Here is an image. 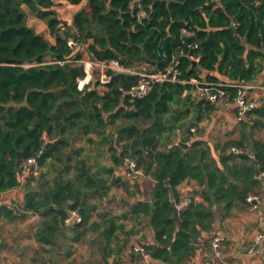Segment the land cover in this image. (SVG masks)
Wrapping results in <instances>:
<instances>
[{"label": "trees", "instance_id": "16d2710c", "mask_svg": "<svg viewBox=\"0 0 264 264\" xmlns=\"http://www.w3.org/2000/svg\"><path fill=\"white\" fill-rule=\"evenodd\" d=\"M55 1L0 0V192L20 185L28 157L37 156L40 166L37 177L20 185L23 203L0 205V216H39L32 261L41 264L66 259L70 243L82 242L98 254L92 264H109L127 231L138 226L153 230L154 243L143 244L151 260L185 264L217 213L242 210L246 197L261 191L250 162L264 175V142L249 133L247 119L239 122L236 138L212 148L199 126L219 106L196 90H221L233 104L235 83H251L262 72L264 0H66L86 1L71 25L61 23ZM25 6L46 23L54 43L28 25ZM139 8L145 15H137ZM82 46L88 59L115 58L127 70L107 69L104 83L96 70L98 76L79 89ZM171 63L179 72L176 81L153 80L145 94L132 95L143 78L139 72H161ZM261 109L247 116H261ZM233 146L244 152H231ZM125 158L142 168L149 184L145 198L136 197L143 193L139 180L129 184L114 176ZM191 181L201 200L188 196L175 219L173 207L184 197L178 186ZM114 187L135 197L121 213L107 204ZM71 210L81 221L69 225Z\"/></svg>", "mask_w": 264, "mask_h": 264}, {"label": "crops", "instance_id": "0c3cea01", "mask_svg": "<svg viewBox=\"0 0 264 264\" xmlns=\"http://www.w3.org/2000/svg\"><path fill=\"white\" fill-rule=\"evenodd\" d=\"M59 4H62L61 6H65L66 8H70L71 16L69 19L67 18L65 22L66 24L71 25L73 14L84 7L86 1H81L78 4H71L66 0H56L53 5L55 11H57V9L54 8L55 5ZM28 20L42 21L36 16L29 14L27 17V21ZM35 30L44 34L51 43H54V37L50 34L47 25H45V29L42 31ZM79 49L82 51L83 56L88 58L84 47L82 46ZM213 74L217 75L215 71ZM220 78L225 81L227 80L221 76ZM251 83L257 86V89L249 92L248 96L258 94L264 99V67L262 72ZM261 110H263V115L260 116L256 112H252L247 121L249 124V133L252 137L264 142V105ZM234 111V103L232 104L230 102L229 105L220 107L213 113L210 121V126L213 128L211 129L210 127L211 132L208 131L203 134L206 139L207 134L212 135V141L208 140L212 148L217 143L230 138L234 139L238 136L240 125L233 119ZM257 119L261 122L260 124H255V120ZM220 131L223 133H220ZM219 134L221 139H218ZM213 155L217 158V153L214 150ZM256 178L262 180L260 193L263 194V201L260 203L258 212H252L247 205L242 210L235 209L232 214L226 217H222L217 213L213 228L210 231L202 232L201 238H199V244L201 243V245L196 250V253L191 260L185 264H204L212 252V247L208 252L205 244L207 242L209 245H212V241L210 242L209 238L212 240L215 236L221 237V254L217 258L216 264H264L259 256L249 254L246 250L251 236L256 231H264V175L261 173L260 177ZM195 188L193 181L184 182L178 186V190L183 196H194L196 200H201V197L193 192L195 191ZM147 195L148 194H146V196ZM146 196L141 193L137 194L136 197L140 199L145 198ZM23 201V190L20 189H13L0 194V205H21ZM30 219L31 216L24 220L19 218L8 220L5 217L0 216V264H41L38 261H32L34 249L38 248V244L33 237L35 231L34 224L36 222L34 221V223H32L30 222ZM140 227L141 226L136 227L132 232L127 231L128 237L125 245L117 254L109 258V264H167L159 260H151L150 257L143 259L133 253L132 248L137 243L141 245L154 243L152 228L150 226H146L144 229ZM11 232L14 233V236L17 238H10ZM123 242L124 241H121V243ZM66 243L68 244L67 241ZM79 244L84 245L85 242L76 245L70 243L71 253L69 256H67L66 259L62 258L63 256H59L58 258L70 260V258L74 256L75 251L79 249ZM95 255L98 257L96 251Z\"/></svg>", "mask_w": 264, "mask_h": 264}, {"label": "built area", "instance_id": "2783aa9c", "mask_svg": "<svg viewBox=\"0 0 264 264\" xmlns=\"http://www.w3.org/2000/svg\"><path fill=\"white\" fill-rule=\"evenodd\" d=\"M138 16L145 15L144 10L138 9L137 10ZM182 34L185 36L191 35V32L187 30L186 28L182 29ZM71 44V41L68 42ZM194 61H197V58H193ZM92 68H95L100 73V81L101 83H104L109 80V77L105 74V71L107 69L114 70L116 72L120 71H126L118 59L112 58L106 61H93V60H85L84 61V76L78 79L77 87L81 89L84 84L88 83L90 79L92 78ZM178 70L174 66L173 63H171L168 67H166L161 72H155V73H149V72H139L143 78L141 79L138 86H136L133 91L131 92L132 95L142 96L147 92V90L150 87V81H176ZM192 83L198 84L199 82L195 79L191 80ZM205 83V82H204ZM235 86L239 88L238 95L235 98L234 106V116L233 119L236 123H239L240 121L247 120V112L261 107L264 105V99L258 95L253 94L251 96H248L249 92L255 91L257 89V86H255L252 83L247 82H239L235 83ZM193 91V90H192ZM194 93V91H193ZM196 93L199 95H205L207 98L215 102L219 108L225 107L226 105H229V103L224 99V92L221 90H218L217 92H210L207 88H201L198 87L196 90ZM230 151L233 153H242L244 152L243 149L238 147H231ZM20 175L19 180L20 184L24 183L28 178H35L39 175L40 172V166L37 160V156H31L25 159L20 167ZM114 173L117 175L116 177H120L122 179H126L130 182H134L135 180H141L145 177L144 172L141 167L137 165V162L134 159L125 158L124 162L121 167H119L117 170L114 171ZM190 201V198L188 196L182 197L177 203H175V208L177 211L185 208ZM246 201L249 204V209L252 212L257 213L259 210L260 203L263 201V194H249L246 197ZM32 218L34 220H38V215H32ZM81 221L80 214L74 210L71 211L67 218L65 219V222L68 223H78ZM221 243V237L215 236L213 239V249L210 255L208 256L207 261L204 264H216L217 258L220 256L221 252L219 250ZM134 251L141 255L143 259H147L149 257L148 252L144 249L143 245L141 244H135L134 245ZM247 252L252 255H257L261 258V260L264 262V231H256L250 239V242L246 248Z\"/></svg>", "mask_w": 264, "mask_h": 264}, {"label": "rangeland", "instance_id": "374dc122", "mask_svg": "<svg viewBox=\"0 0 264 264\" xmlns=\"http://www.w3.org/2000/svg\"><path fill=\"white\" fill-rule=\"evenodd\" d=\"M62 4H59V5H55V9H57L56 13H57V16L62 20V21H66L67 18L69 19L70 18V14H71V10L70 8H66L65 6H61ZM25 11L27 12V17H28V14L29 15H33L29 10L28 8L25 6ZM41 20V19H40ZM28 25L29 26H32L34 27L35 29H37L38 31H42L43 29H45V25L46 23L42 20V21H27ZM83 67H84V61L85 60H88V58L84 57L83 56ZM91 70H92V78L93 77H96L98 76L96 74V69L95 68H92L91 67ZM100 75V74H99ZM231 114V113H229ZM233 116H234V113H233ZM227 124V123H226ZM239 124V123H237ZM199 127H203L204 128V133L205 132H211L210 131V121H207V122H203L200 124ZM213 127H211L212 129ZM220 133H223L220 131ZM207 139L212 141V135L211 134H207ZM218 139H221V136L219 134V138ZM119 168V167H118ZM118 168H116L115 170H117ZM114 170V171H115ZM114 176L116 177L117 175L113 172ZM125 182H128L129 184H134V183H130L128 180L126 179H123ZM140 189L143 190V194L146 196V193L148 192V187H149V184L147 182V180H145V178H142L140 180ZM32 183H35V181H32ZM21 185V184H20ZM22 187V186H21ZM135 199V197H133L132 195L128 194V193H125L121 188H117V187H114L110 190L109 192V195H108V201H106V203L111 207L112 209V212H115V213H121L123 212L124 210L127 209V204L125 203H131L133 200ZM249 205V204H248ZM104 206V204H103ZM71 211H74V210H71ZM69 211V213L71 212ZM34 221H37V220H34L31 216V219H30V222L34 223ZM29 222V223H30ZM69 225L70 224H73V223H68ZM146 225V224H145ZM132 225L131 224H127V228L128 229H131ZM10 238H17L14 236V233L11 232V237ZM9 239V238H8ZM21 242H23L22 240H20ZM84 243V242H82ZM138 244V243H137ZM140 257H142L141 255H139ZM97 259L96 255H95V249L93 246H91L89 243L85 242L84 245L82 244H79V249L75 251L74 253V256L72 258H70V260H63V259H60V258H56L55 260V263L54 262H50L48 264H92L93 261H95ZM70 262V263H69ZM73 262V263H72ZM27 264V263H26ZM38 264V263H37Z\"/></svg>", "mask_w": 264, "mask_h": 264}, {"label": "water", "instance_id": "95a60500", "mask_svg": "<svg viewBox=\"0 0 264 264\" xmlns=\"http://www.w3.org/2000/svg\"><path fill=\"white\" fill-rule=\"evenodd\" d=\"M61 23L63 24V23H66V22L61 20ZM230 28L235 32V38L237 39V41H241L240 37H239V36L237 35V33H236V28H235L233 25H230ZM188 93H192V94H193V91L191 90V91H189ZM177 142H178L179 145H181V146L184 147V148L188 146V143H182V142L180 141V139H178ZM250 166L252 167V169H253V171H254V173H255V176H256V177H260V174H261V173H260L258 167L256 166L254 159H251ZM167 183H168V182H167ZM13 189H20V190H23V188H22L20 185H17V186H14V187H12V188H8L6 191L13 190ZM203 189H204V190L207 189V184L204 185ZM4 192H5V191H4ZM1 193H2V192H0V194H1ZM149 204L151 205V202H150V201H149ZM173 216H174L175 219H177V209L175 208V206L173 207Z\"/></svg>", "mask_w": 264, "mask_h": 264}]
</instances>
